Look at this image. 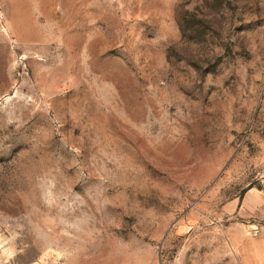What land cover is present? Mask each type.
I'll return each mask as SVG.
<instances>
[{
	"label": "rangeland",
	"instance_id": "rangeland-1",
	"mask_svg": "<svg viewBox=\"0 0 264 264\" xmlns=\"http://www.w3.org/2000/svg\"><path fill=\"white\" fill-rule=\"evenodd\" d=\"M263 180L264 0H0V264H264Z\"/></svg>",
	"mask_w": 264,
	"mask_h": 264
},
{
	"label": "crops",
	"instance_id": "crops-1",
	"mask_svg": "<svg viewBox=\"0 0 264 264\" xmlns=\"http://www.w3.org/2000/svg\"><path fill=\"white\" fill-rule=\"evenodd\" d=\"M240 212L241 214H245V216L257 215L264 218V180L261 189L250 188L246 191L240 204ZM263 237H261L260 240H258V238L249 237L248 242L252 245H257L259 243L264 246ZM249 258L255 259L258 257L251 254Z\"/></svg>",
	"mask_w": 264,
	"mask_h": 264
}]
</instances>
